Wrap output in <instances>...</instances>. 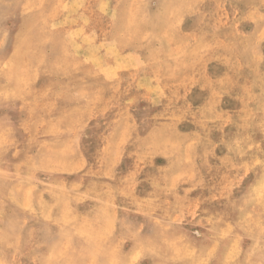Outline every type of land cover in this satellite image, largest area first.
<instances>
[{
  "label": "rangeland",
  "instance_id": "obj_1",
  "mask_svg": "<svg viewBox=\"0 0 264 264\" xmlns=\"http://www.w3.org/2000/svg\"><path fill=\"white\" fill-rule=\"evenodd\" d=\"M0 264H264V0H0Z\"/></svg>",
  "mask_w": 264,
  "mask_h": 264
}]
</instances>
